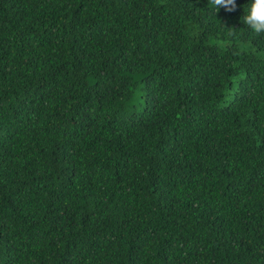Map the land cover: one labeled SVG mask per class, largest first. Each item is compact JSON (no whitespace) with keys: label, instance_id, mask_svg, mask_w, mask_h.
Here are the masks:
<instances>
[{"label":"trees","instance_id":"obj_1","mask_svg":"<svg viewBox=\"0 0 264 264\" xmlns=\"http://www.w3.org/2000/svg\"><path fill=\"white\" fill-rule=\"evenodd\" d=\"M251 3L0 0V264H264Z\"/></svg>","mask_w":264,"mask_h":264},{"label":"clouds","instance_id":"obj_2","mask_svg":"<svg viewBox=\"0 0 264 264\" xmlns=\"http://www.w3.org/2000/svg\"><path fill=\"white\" fill-rule=\"evenodd\" d=\"M209 5L215 11L223 8L227 12H233L237 8L236 0H209ZM245 11L246 15L242 20L247 29L257 36H264V0H252Z\"/></svg>","mask_w":264,"mask_h":264}]
</instances>
